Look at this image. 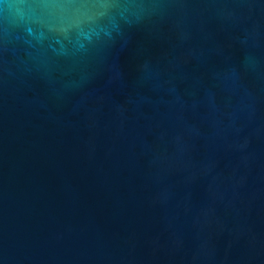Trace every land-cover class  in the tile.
Here are the masks:
<instances>
[{
	"label": "water",
	"instance_id": "1",
	"mask_svg": "<svg viewBox=\"0 0 264 264\" xmlns=\"http://www.w3.org/2000/svg\"><path fill=\"white\" fill-rule=\"evenodd\" d=\"M0 264H264V0H0Z\"/></svg>",
	"mask_w": 264,
	"mask_h": 264
}]
</instances>
